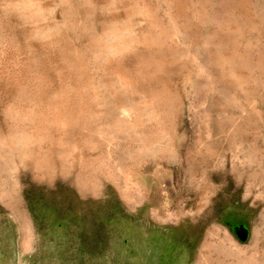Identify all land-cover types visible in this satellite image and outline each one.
<instances>
[{
    "label": "rangeland",
    "instance_id": "374dc122",
    "mask_svg": "<svg viewBox=\"0 0 264 264\" xmlns=\"http://www.w3.org/2000/svg\"><path fill=\"white\" fill-rule=\"evenodd\" d=\"M0 152V264H264V0H0Z\"/></svg>",
    "mask_w": 264,
    "mask_h": 264
},
{
    "label": "bare ground",
    "instance_id": "6f19581e",
    "mask_svg": "<svg viewBox=\"0 0 264 264\" xmlns=\"http://www.w3.org/2000/svg\"><path fill=\"white\" fill-rule=\"evenodd\" d=\"M19 3H20V2H19ZM14 4H15V3H14ZM21 5H22V4H21ZM36 6H37V5H36ZM25 8H26V7H25ZM33 8H34V7H33ZM33 8H32V9H33ZM35 8H36V7H35ZM19 9H20V7H19ZM22 9H24V8L22 7ZM44 9H45V8H44ZM44 9H43V10H44ZM20 11H21V10H20ZM44 11H45V10H44ZM21 12H22V11H21ZM32 13H33V12H32ZM29 14H30V13H29ZM29 14H27V19L30 18V17H29V16H30ZM20 15H21V14H20ZM24 15H25V14H24ZM31 16H33V15H31ZM24 17H25V16H24ZM33 17H34V16H33ZM33 17H32V18H33ZM22 18H23V17H22ZM25 18H26V17H25ZM23 19H24V18H23ZM33 19H34V18H33ZM24 20L27 21L26 19H24ZM30 20H31V19H30ZM21 21H22V20H21ZM28 21H29V20H28ZM28 23H29V22H28ZM108 31H109V30H108ZM119 31H120V30H119ZM115 33H116V31H115ZM106 34H107V33H106ZM110 34H111V33H109V34H107V35H110ZM107 35H106V36H107ZM106 36H104V38H105ZM110 36H111V35H110ZM112 36H113V35H112ZM112 36H111V37H112ZM118 36H119V35H118ZM113 37H114V36H113ZM113 37H112V38H113ZM109 38H110V37H109ZM125 107H127V106H125ZM126 123H127V122H126ZM0 153H1V152H0Z\"/></svg>",
    "mask_w": 264,
    "mask_h": 264
}]
</instances>
